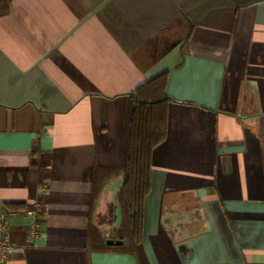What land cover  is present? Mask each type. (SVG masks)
Masks as SVG:
<instances>
[{
  "label": "crops",
  "instance_id": "crops-1",
  "mask_svg": "<svg viewBox=\"0 0 264 264\" xmlns=\"http://www.w3.org/2000/svg\"><path fill=\"white\" fill-rule=\"evenodd\" d=\"M163 73L129 251L130 94ZM34 203L8 264H264V0H0V209Z\"/></svg>",
  "mask_w": 264,
  "mask_h": 264
},
{
  "label": "trees",
  "instance_id": "trees-1",
  "mask_svg": "<svg viewBox=\"0 0 264 264\" xmlns=\"http://www.w3.org/2000/svg\"><path fill=\"white\" fill-rule=\"evenodd\" d=\"M146 84L156 87V93L143 99L130 94L126 164L122 168V180L116 194L123 221L117 236L123 239L121 246L129 251L140 241L143 202L150 189L151 152L164 134L154 108L162 101L172 100L164 93V73L148 80ZM103 169L105 176L112 173L111 168Z\"/></svg>",
  "mask_w": 264,
  "mask_h": 264
},
{
  "label": "built area",
  "instance_id": "built-area-1",
  "mask_svg": "<svg viewBox=\"0 0 264 264\" xmlns=\"http://www.w3.org/2000/svg\"><path fill=\"white\" fill-rule=\"evenodd\" d=\"M40 205L34 203L31 206L19 208H2L0 209V264H8L11 253L14 250V242L11 235L10 218L15 214H24L29 219L28 239L39 235L40 223Z\"/></svg>",
  "mask_w": 264,
  "mask_h": 264
},
{
  "label": "water",
  "instance_id": "water-1",
  "mask_svg": "<svg viewBox=\"0 0 264 264\" xmlns=\"http://www.w3.org/2000/svg\"><path fill=\"white\" fill-rule=\"evenodd\" d=\"M106 243L109 244V245H112V244H116V245H119L122 243V240L120 239H107L106 240Z\"/></svg>",
  "mask_w": 264,
  "mask_h": 264
}]
</instances>
